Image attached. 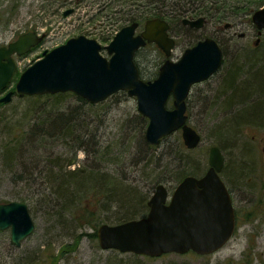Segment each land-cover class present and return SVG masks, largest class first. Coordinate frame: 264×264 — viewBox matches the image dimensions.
I'll list each match as a JSON object with an SVG mask.
<instances>
[{"label": "rangeland", "instance_id": "obj_1", "mask_svg": "<svg viewBox=\"0 0 264 264\" xmlns=\"http://www.w3.org/2000/svg\"><path fill=\"white\" fill-rule=\"evenodd\" d=\"M104 3V0H0V45L8 44L25 31L37 30L46 33L44 41L38 48L24 56H16L19 71L38 59L44 50L62 44L72 36L85 34L97 39L102 45H106L110 41V36L124 24H121L122 19L120 20V7L113 10L106 9ZM68 7H74L75 10L72 14L65 16L63 11ZM256 7H252V10ZM98 8H102L100 13L97 12ZM116 9L117 11H114ZM249 19L250 17L248 18L247 15H242L237 24V19L233 23L231 22L232 28H225L226 23L215 25L205 19L204 25L197 30L189 29L181 23L174 24L172 29V34L176 36L177 40L171 54L172 59L179 58L198 34L217 36L227 51L223 67L208 80L194 85L191 89L188 98L189 121L202 134V141L196 148L189 150H191L190 156L200 162L198 172L195 174L200 176L208 168L211 145L218 144L221 147L226 161L224 177L229 181L234 204L241 211L235 233L223 247L211 254L200 255L188 252L185 254L168 253L154 258L138 256V260L140 259L138 264H264V123L241 125L238 136L244 143L245 150L249 152L247 156H243L242 161L246 160L248 167L251 168L245 173L244 179H240L242 181L237 183L230 179V175L234 174L231 163L234 161L235 153L238 156L239 151L236 152V149L230 148L233 145L230 139L227 141L220 139L217 130V126L226 119L227 112L216 106L213 107L211 104L216 99L218 92L221 91V84L227 75V66H230L231 62L233 63L237 56L236 53L242 49H249L250 52L254 50L253 45L258 35ZM242 32L246 33L244 37L239 36V33ZM260 34L259 46L261 47L264 41V31ZM102 51L107 55L105 49ZM136 58L142 67L152 72L165 57L158 46L152 44L141 49ZM70 100L71 103H76L74 99ZM110 101L104 107H99L98 112L88 107L86 119L79 122V124L81 123L79 129H82L86 135L83 136L82 142L78 140L73 143L84 146L83 149L77 150L76 160L78 161L74 166L86 164L98 168L106 167L105 171L110 173L115 170L116 176L124 178L123 180L129 181L132 185L139 186L143 195L148 193L150 198L155 187H151L152 185L142 174L145 160H140L139 153L135 148L128 152L123 151L124 145L128 143L129 135L131 136L133 133L139 135L142 127L144 128L143 123L136 119V98L125 95L121 97V100ZM9 103L11 104L8 105ZM9 103L0 106V113L7 112L9 115L12 111H17L14 113V117H22L28 102L19 101L15 97ZM122 136L126 137V143L119 142L120 146L113 148V155L104 154V146ZM99 139L102 140L100 151L104 155L101 160L95 151V149L98 150L96 142ZM58 140H47L46 147L43 149L45 151H41L44 156L49 152H62L64 153L63 158L67 160V153L72 154V150L64 149L63 142ZM167 149L165 147L158 151ZM173 149L175 151V145ZM130 155H133L134 158L131 159ZM156 156L163 155L158 152ZM164 163L166 161L157 159L156 165L163 166ZM30 167L25 169L21 165L17 167V171L23 178H20L19 183L14 187L8 173H5L6 168H0V201L12 200V191L17 189L22 190L24 194L32 193L37 185L44 182L45 179L40 174L41 166L36 167L35 171L29 169ZM166 184L172 189L175 183ZM36 200H40V202H35ZM26 202L32 211L36 225L35 230L22 241L20 246H15L11 242L10 228L0 229V264H51L52 256L57 250L60 249L61 252L62 246L72 245L75 239L73 233L60 235L58 227H52L53 209L47 210V205L41 197L34 199V202L29 200ZM147 209L133 217L145 215ZM110 210H115V208ZM101 221L102 219H100ZM85 228L86 232L93 230L92 227ZM78 241V244L71 248L56 264H104L109 257L115 255L118 256V259L122 258L123 260L118 262L119 264H134L130 263L132 259H130L129 253H120L110 249L103 250L99 247L98 242L88 235H84ZM47 242L51 244H46ZM32 256L34 262L33 260L29 261Z\"/></svg>", "mask_w": 264, "mask_h": 264}, {"label": "water", "instance_id": "obj_2", "mask_svg": "<svg viewBox=\"0 0 264 264\" xmlns=\"http://www.w3.org/2000/svg\"><path fill=\"white\" fill-rule=\"evenodd\" d=\"M70 12L72 8L65 10L64 15ZM252 20L259 29L264 28V5L253 12ZM203 21V17L183 20L196 27H201ZM138 26L139 22L134 21L116 33L105 46L110 57L100 52L102 45L97 39L84 34L70 37L44 51L42 58L28 66L16 82V91L20 96L73 91L97 103L126 90L137 98L138 112L149 118L147 143L156 145L164 136L181 129L185 145L196 147L201 134L187 123L186 99L193 84L219 69L223 50L216 39L206 37L185 49L178 60L165 59L158 75L146 81L134 59L136 50L147 41L155 42L170 56L175 39L169 35L168 21L161 17L147 19L144 29L136 34ZM43 36L36 31L25 32L0 47V91L8 86L17 68L13 54L28 52ZM12 94V90L8 91L0 101H9ZM170 96L172 108L167 106ZM208 162L210 166L204 175L185 176L170 199L167 187L159 184L148 201L147 216L119 224H101L97 230L100 246L149 256L190 249L209 254L222 247L234 233L235 212L220 176L224 155L218 145L210 147ZM9 227L16 245L33 232L35 224L25 202L0 203V229Z\"/></svg>", "mask_w": 264, "mask_h": 264}, {"label": "trees", "instance_id": "obj_3", "mask_svg": "<svg viewBox=\"0 0 264 264\" xmlns=\"http://www.w3.org/2000/svg\"><path fill=\"white\" fill-rule=\"evenodd\" d=\"M104 1L106 9L113 10L120 7L121 24L135 20L144 22L148 18L161 16L173 26L174 24L179 25L185 17L197 18L199 16L205 17L207 21L215 25L226 22L233 23L236 19V23H238L242 15H247L249 18L252 7L260 6L264 0ZM101 11L102 8L97 9L98 13ZM204 36L206 35H196L190 45ZM215 37L218 39L217 36ZM218 40L226 54L224 44L220 39ZM236 54L233 63L231 62L230 66H227V75L221 84V91L218 92L216 99L211 104L213 107L216 106L227 112L226 119L217 126L218 136L224 141L230 139L233 144L230 148L236 149V152L239 151L238 156L235 153L234 161L231 163L234 174L230 175V179L239 183L251 168L248 167L246 160L242 161L243 156H247L249 152L245 150L244 143L238 136L241 125L264 123V41L261 47H256L251 52L249 49H242ZM136 62L143 78L152 79L157 75L160 64L155 71L151 72L142 67L139 60ZM253 69L256 70L253 71ZM125 95H127L126 92H117L97 104H91L73 92L26 96L18 99L28 102L22 117H14V113L17 111H12L9 115L7 112L0 113V168H6L5 173H8L10 180L14 183L13 187L19 183L20 178H23L17 171L19 165L24 169L32 165L29 169L34 171L37 169L36 167L41 166L40 174L45 179L34 190L31 188L32 193L24 194L20 189L12 191V200L34 202V199L41 197L47 205V210L53 209L52 227H58L60 235L73 233L75 237L72 245L66 244L68 249L64 245L61 252L59 250V253L56 252L52 256L51 264H56L59 256L70 251L84 235L90 236L97 242L96 231L101 223H119L134 218V215L144 212L148 208V193L143 195L139 186L132 185L129 181L123 180L124 178L116 176L115 170L110 173L105 171L106 167L98 168L86 164L68 168L70 164H75L78 161L76 160L77 150L84 147L73 143L78 140L83 141V136L86 135L82 129H79L81 124L79 122L86 119L87 108L98 112L97 109L104 107L110 100L118 101ZM71 98L76 103H71ZM3 105L6 104L0 103V106ZM136 115L137 121H141L144 128L142 127L139 135L133 133L131 136H127L128 143L124 145L123 151L128 152L135 148L139 153L140 160H145L142 174L152 185L151 187H156L159 183L176 184L188 174H197L200 162L190 156L191 150L184 145L180 132L163 138L157 146H151L144 139V130L148 120L138 113ZM118 138L104 146V154L113 155L112 151L120 146L119 142L124 143L126 140V137L123 136ZM49 139L62 141L64 149L72 150V154L67 153V157L72 159L65 160L64 153L59 151L49 152L44 156L43 151L45 150L43 149ZM96 145L98 148V150L95 149L96 155L101 160L104 157L100 151L102 140H97ZM165 147L168 149L158 151ZM158 152L163 156H156ZM130 157L134 158L133 155ZM157 159H162L166 163L163 166H158L156 165ZM35 202H40V200ZM111 208H115V210H110ZM100 219H102L101 222ZM85 227H92L93 230L86 232ZM46 244L51 243L47 242ZM31 258L29 261L33 260L34 262L33 256ZM138 258L137 255L132 254L130 263L138 264L140 262ZM120 261H123L122 258L118 259V256L115 255L109 257L107 262L119 264Z\"/></svg>", "mask_w": 264, "mask_h": 264}, {"label": "flooded vegetation", "instance_id": "obj_4", "mask_svg": "<svg viewBox=\"0 0 264 264\" xmlns=\"http://www.w3.org/2000/svg\"><path fill=\"white\" fill-rule=\"evenodd\" d=\"M232 26H233V24L231 23V24H229L228 26H227V28H232ZM255 27V26H254ZM188 28H190V29H192V30H196L195 28H193V27H188ZM172 29H173V27H172ZM256 29V28H255ZM256 34L258 35V30L256 29ZM245 32H242V33H239V36L240 37H244L245 36ZM175 38H176V36H175ZM177 41V40H176ZM260 41H261V37H258L257 36V38H256V40H255V42H254V45H253V47L255 48V47H257V46H259V44H260ZM229 191L231 192V195H232V191H231V188L229 189ZM232 198H233V195H232ZM233 203H234V198H233ZM234 208H235V214H236V224H238V218H239V213L241 212L240 210H238V208H236V206H235V204H234Z\"/></svg>", "mask_w": 264, "mask_h": 264}, {"label": "bare ground", "instance_id": "obj_5", "mask_svg": "<svg viewBox=\"0 0 264 264\" xmlns=\"http://www.w3.org/2000/svg\"><path fill=\"white\" fill-rule=\"evenodd\" d=\"M241 124V123H240ZM68 159H72L71 157H68ZM75 164H70L69 166H68V168L70 169V168H75L76 166H74ZM31 189V188H30ZM104 264H109L108 262H104Z\"/></svg>", "mask_w": 264, "mask_h": 264}]
</instances>
